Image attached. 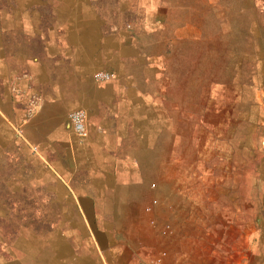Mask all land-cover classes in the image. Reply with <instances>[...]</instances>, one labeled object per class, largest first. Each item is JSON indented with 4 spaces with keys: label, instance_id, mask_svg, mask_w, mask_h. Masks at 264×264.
<instances>
[{
    "label": "crops",
    "instance_id": "obj_1",
    "mask_svg": "<svg viewBox=\"0 0 264 264\" xmlns=\"http://www.w3.org/2000/svg\"><path fill=\"white\" fill-rule=\"evenodd\" d=\"M237 1L264 16V0ZM33 8H17L11 22L5 12L0 26V178L36 179L59 211L49 244L28 247L35 264H155L163 252V264H264V176L250 196L248 176L234 185L227 172L208 202L206 179L190 190L176 185L185 107L169 43H137L99 13L39 25ZM159 27L151 15L142 31L151 39ZM99 72L113 77L100 81ZM76 110L87 113L85 139L70 125ZM154 200L161 205L149 213Z\"/></svg>",
    "mask_w": 264,
    "mask_h": 264
},
{
    "label": "rangeland",
    "instance_id": "obj_2",
    "mask_svg": "<svg viewBox=\"0 0 264 264\" xmlns=\"http://www.w3.org/2000/svg\"><path fill=\"white\" fill-rule=\"evenodd\" d=\"M220 4L221 9L210 0H0V26L7 13L11 22L17 8L30 14L35 6L39 25L55 22V16L83 20L86 13H99L120 29L132 30L137 43L153 45L156 38L169 43L170 67L182 79L179 99L185 107L177 117L183 143L173 148L175 163H184L182 182L176 185L190 190L206 179L201 200L208 202L215 181L226 186L227 172L234 185L248 176L250 196L264 176V16L256 17L250 1ZM151 15L160 27L150 39L142 30ZM178 28L184 33L175 35ZM38 100L31 98L30 115ZM11 167L16 171V165ZM17 178H0V264H35L28 247L45 246L59 211L50 209L49 193L36 179L22 185L24 178Z\"/></svg>",
    "mask_w": 264,
    "mask_h": 264
},
{
    "label": "built area",
    "instance_id": "obj_3",
    "mask_svg": "<svg viewBox=\"0 0 264 264\" xmlns=\"http://www.w3.org/2000/svg\"><path fill=\"white\" fill-rule=\"evenodd\" d=\"M113 73L109 72H99L96 74V79L100 81H108L112 79ZM70 125L72 130L82 139H85L88 137L89 132L87 128V113L83 110H76L73 111L70 114L69 117ZM155 187V186H154ZM161 203L158 200L153 201V205L150 207H147V212H152L153 208L156 206H160ZM155 224V222H153ZM161 235L163 236H169L172 233V227L170 223H165L160 230ZM167 255L166 252L161 253V256L156 260L155 264H163L162 261Z\"/></svg>",
    "mask_w": 264,
    "mask_h": 264
},
{
    "label": "bare ground",
    "instance_id": "obj_4",
    "mask_svg": "<svg viewBox=\"0 0 264 264\" xmlns=\"http://www.w3.org/2000/svg\"><path fill=\"white\" fill-rule=\"evenodd\" d=\"M11 24H12V23H11ZM58 203H59V202H58ZM4 211H5V210H4ZM5 212H6V211H5ZM26 231H27V230H26ZM26 231H25V232H26ZM28 231H29V230H28ZM30 232H31V231H30ZM36 234H37V233H36ZM48 236H49V235H48ZM53 236H54V235H53ZM39 237H40V236H39ZM23 238H24V237H23ZM52 238H53V237H52ZM18 239H19V238H18ZM41 239H44V238H41ZM46 239H48V238H46ZM48 240H49V239H48ZM60 240H61V239H60ZM3 242H4V241H3ZM3 242H2V243H3ZM10 242H11V241H10ZM14 242H15V241H14ZM14 242H13V243H14ZM26 242H27V241H26ZM13 243H12V244H13ZM28 243H30V242H28ZM33 243H34V242H33ZM47 243H48V242H47ZM48 244H49V243H48ZM16 245H17V244H16ZM31 245H32V244H31ZM42 246H43V245H42ZM23 247H25V246H23ZM33 247H35V246H33ZM38 247H39V245H38ZM21 248H22V247H21ZM25 248H26V247H25ZM36 248H37V247H36ZM53 248H54V247H53ZM15 249H16V248H15ZM42 249H43V247H42ZM16 250H17V249H16ZM41 251H42V250H41ZM41 251H40V252H41ZM28 252H31V251H28ZM57 252H58V251H57ZM62 252H63V251H62ZM64 252H65V251H64ZM67 253H68V252H67ZM65 254H66V253H65Z\"/></svg>",
    "mask_w": 264,
    "mask_h": 264
}]
</instances>
